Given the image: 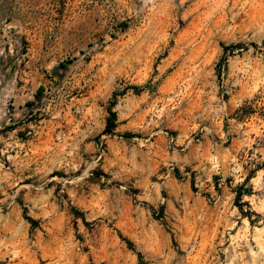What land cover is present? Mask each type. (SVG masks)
Segmentation results:
<instances>
[{"label": "rangeland", "instance_id": "rangeland-1", "mask_svg": "<svg viewBox=\"0 0 264 264\" xmlns=\"http://www.w3.org/2000/svg\"><path fill=\"white\" fill-rule=\"evenodd\" d=\"M138 253L264 264V0H0V264Z\"/></svg>", "mask_w": 264, "mask_h": 264}, {"label": "trees", "instance_id": "trees-1", "mask_svg": "<svg viewBox=\"0 0 264 264\" xmlns=\"http://www.w3.org/2000/svg\"><path fill=\"white\" fill-rule=\"evenodd\" d=\"M236 48H239V47H238V46L224 47V50L227 51V50H229V49L232 50V49H236ZM42 91H43V88L40 87V88L38 89V91H37V95H40ZM114 104H115L114 101H112V102H111V107H112ZM115 127H116V113L110 108V109L108 110V117L106 118V123H105V128H104L103 133H104V134H112V133L114 132V130H115ZM129 136H130L129 134H128V135H125V137H129ZM249 176H250V175L247 176L246 181L249 179ZM241 197H242L241 191H240L239 189H237V190L235 191V203H236V206H237L239 209H240V204H239V202L241 201ZM160 209L162 210V208H160ZM24 218L26 219V221L30 224V226H31L32 228L37 227V225H38V222H37V221H35V220H33V219L27 217L26 215L24 216ZM126 242H127L128 246H129L130 248L133 247L132 244H131L129 241L126 240ZM137 257H138V262H139V264H145V263L143 262L142 256H141L139 253L137 254Z\"/></svg>", "mask_w": 264, "mask_h": 264}]
</instances>
